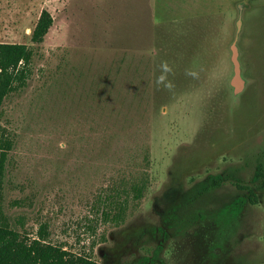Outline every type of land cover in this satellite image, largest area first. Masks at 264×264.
<instances>
[{
    "label": "rangeland",
    "instance_id": "obj_1",
    "mask_svg": "<svg viewBox=\"0 0 264 264\" xmlns=\"http://www.w3.org/2000/svg\"><path fill=\"white\" fill-rule=\"evenodd\" d=\"M0 43L33 52L0 108L14 230L96 264H264V0H0Z\"/></svg>",
    "mask_w": 264,
    "mask_h": 264
},
{
    "label": "trees",
    "instance_id": "obj_2",
    "mask_svg": "<svg viewBox=\"0 0 264 264\" xmlns=\"http://www.w3.org/2000/svg\"><path fill=\"white\" fill-rule=\"evenodd\" d=\"M52 23L49 12L41 11L31 31L30 42L42 43ZM32 57V49L26 45L0 43V108L15 87L24 83ZM10 150L11 142L0 128V264H96L89 256L74 254L45 242V228H40L36 238H31L27 234H20L9 225L2 210L1 189ZM145 188V181L134 185L131 189L132 198L139 201ZM126 203V199L116 202V205L110 202L109 207L116 208L121 214Z\"/></svg>",
    "mask_w": 264,
    "mask_h": 264
},
{
    "label": "clouds",
    "instance_id": "obj_3",
    "mask_svg": "<svg viewBox=\"0 0 264 264\" xmlns=\"http://www.w3.org/2000/svg\"><path fill=\"white\" fill-rule=\"evenodd\" d=\"M171 70L165 66L164 72L156 79L157 87L163 86L166 90L171 91L174 88V84L168 80L167 76Z\"/></svg>",
    "mask_w": 264,
    "mask_h": 264
},
{
    "label": "water",
    "instance_id": "obj_4",
    "mask_svg": "<svg viewBox=\"0 0 264 264\" xmlns=\"http://www.w3.org/2000/svg\"><path fill=\"white\" fill-rule=\"evenodd\" d=\"M233 61H234V65H235V73H236V78L234 80V84L237 86V88L239 87V84H238V74H239V68H238V63L236 61V54L234 52V55H233ZM238 91V90H237Z\"/></svg>",
    "mask_w": 264,
    "mask_h": 264
}]
</instances>
